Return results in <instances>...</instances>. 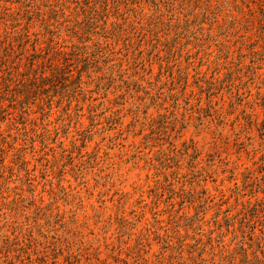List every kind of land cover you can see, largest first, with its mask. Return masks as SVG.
<instances>
[{
	"label": "rangeland",
	"instance_id": "rangeland-1",
	"mask_svg": "<svg viewBox=\"0 0 264 264\" xmlns=\"http://www.w3.org/2000/svg\"><path fill=\"white\" fill-rule=\"evenodd\" d=\"M224 21L221 18L219 24L212 25L193 41L186 38L179 41L183 67L187 66L189 53L192 54L188 85H179V80H175V91L179 93L171 92L168 68L159 63L151 65L145 57V71L140 69L139 76L133 80L137 86L131 85L132 93H127L128 90L124 93V87L106 97L100 93L93 96L92 103L99 114L93 135L87 131L90 125L87 110L81 119L82 125L75 127L64 125L59 112L47 114V173L41 167L32 173L34 196L27 187L28 178L18 187L26 200L30 201L32 196L28 215L37 208L42 209L47 226L32 231L38 236L37 244L30 246L31 249L26 244L30 256L23 264H179L178 259L171 261L170 252H163L157 243L158 237L174 232V226L183 225L197 212L202 215V210L211 204L230 209L238 220L248 212L251 220L246 235L235 220L234 230L231 228L234 232L226 233L222 246L214 240L216 264H245L243 248L247 249L251 261L256 255L262 256L264 205L263 208L259 205L264 204V135L257 125L251 127L244 119L247 114L257 123L264 119L263 107L256 103L261 94L264 96V89H259L261 77L256 78L259 82L248 83L249 76L242 70L233 86L217 82L212 107L221 111L208 116L206 91L214 67H209L206 60L215 61L221 45L226 44L235 51L238 47L248 50L250 43L247 38L241 39L238 32L225 38ZM205 37L209 40L207 43H203ZM256 39L255 36L252 41ZM197 42L204 44L209 56L200 53L203 48H198ZM257 46L263 51L264 40L259 38ZM248 57L245 63L252 60ZM154 86L160 87L158 91L155 89L156 93L162 89L157 104L163 105L159 109L153 105L152 96L144 93L145 88ZM71 110H76V106ZM161 153L174 155L171 163L163 164L171 167L158 165L156 159L165 156H160ZM40 163L39 157L37 162L29 164V169ZM166 175L174 180L173 187L178 191L174 200L169 197L168 188L161 192ZM180 196L193 201L183 203ZM13 197L12 191L0 209L8 213L9 208L15 207ZM217 207L206 212V220L215 215ZM255 208L260 209L255 211ZM5 210L1 209L0 214ZM156 211H162V229L157 232L155 228L149 235L146 229L154 224ZM10 217L7 222L10 225L5 230L2 226L5 222L0 218V264H21L26 254L19 257L16 248L9 250L3 235L9 236L11 243L16 242L15 236L20 234L18 225L23 227L25 223L22 213H13ZM41 217L40 223L44 225L45 216ZM211 229L213 226L209 223L202 229L205 244ZM26 231L24 236L28 235ZM179 235H187L184 226ZM179 235L174 232L175 241L180 239ZM140 237L149 238L151 246H139ZM192 243L190 239L189 244ZM205 249L203 258L211 260L210 247ZM5 253L9 259L4 258ZM183 257L187 258L188 254Z\"/></svg>",
	"mask_w": 264,
	"mask_h": 264
},
{
	"label": "trees",
	"instance_id": "trees-1",
	"mask_svg": "<svg viewBox=\"0 0 264 264\" xmlns=\"http://www.w3.org/2000/svg\"><path fill=\"white\" fill-rule=\"evenodd\" d=\"M221 18L225 20L222 27L225 38L232 32H238L241 39L247 38L250 43L248 50L238 47L235 51L226 44L221 45L215 61L206 60L209 67H214L212 81L206 91L209 117L221 111V108L212 107L217 82L233 86L241 77L240 71L246 70L248 83L259 82L256 78L261 77L259 83L263 88L259 86V89H264V73L259 74L260 70H264V53H261L264 50L257 46L259 38L264 40V0H0V204L13 191L12 204L15 206L9 208L8 213L1 208L5 211L0 218L5 222L2 225L5 230L10 225L7 222L11 214L23 215L25 226L18 225L20 234L15 236L16 242L11 243L9 236L3 235L9 250L15 251L16 248L19 257L26 254L20 260L21 264L30 256L26 244L29 249L37 244L38 236L32 231L47 226V216L41 214L42 209L37 208L28 215L32 196L30 201L26 200L18 188L28 178L27 187L34 196L32 173L40 167L47 173V114L51 116L59 112L64 125L75 127L82 125L81 119L87 110L90 115L87 131L93 135L99 116L92 103L93 96L100 93L106 97L124 87V93L127 90V93H132L131 85L137 86V81L133 80L139 76L140 69L145 71V57L151 65L159 63L161 67L168 68L173 86L171 92L179 93L175 91V80H179V85L187 86L192 66L190 53L189 60L186 59L187 66H182V58H179L182 50L177 46L179 41L197 39L200 33L219 24ZM255 36L257 39L252 41ZM208 41L206 37L203 39V43ZM203 43L197 42L196 45L203 48L200 53L204 57L209 56ZM248 56L252 60L245 63ZM156 88L158 91L160 87H147L144 93L152 96L153 105L159 109L163 105L157 104L162 89L156 93ZM256 101L264 110L263 94ZM72 106H76L73 112ZM244 119L251 127L257 125L264 135V119L257 123L249 114ZM175 151L173 148L172 153ZM162 155H165L164 158L156 159L158 165L171 163L174 155ZM39 157L40 165L29 169V164L34 160L37 162ZM12 183L16 185L12 187ZM157 183L156 187L159 186ZM162 186L161 192L168 188L169 197L174 200L178 194L173 187L174 180L166 175ZM181 192L184 194V191ZM187 195L193 197L192 193ZM180 198L183 203L193 201L183 196ZM248 203L251 205V200ZM263 205L259 207L263 208ZM214 206H218L215 215L206 220L204 215ZM207 207L202 210V215L197 212L183 225L178 223L174 226L175 235H179L180 228L184 226L186 236L179 235L180 239L175 241L172 231L158 237L157 243L162 246L163 252L171 253V261L178 259L179 264H216L214 240L222 246L226 233L234 232L231 228L234 230L235 220L240 223L239 230L243 234L246 235L247 228H251L248 212L238 220L230 209L224 210L221 205ZM260 208H255V211ZM143 214L138 218L141 219ZM161 214L162 211L154 213V224L146 229L149 235L154 233L155 228L157 232L162 229ZM41 216H45L44 225L40 223ZM123 222L121 227L124 228L127 219ZM208 223L213 229L205 244L202 229ZM27 229L28 235L24 236ZM253 233L252 230L249 234L251 238ZM190 239L192 245L189 244ZM138 242L139 246L146 248L152 244L149 238L143 240L140 237ZM206 247H210L211 260L203 258ZM198 251L200 253L195 254ZM261 251L262 256L256 255L251 261L247 249L243 248L244 263L264 264V247ZM185 254H188L187 258L183 257ZM8 257V254L4 255L5 259Z\"/></svg>",
	"mask_w": 264,
	"mask_h": 264
}]
</instances>
